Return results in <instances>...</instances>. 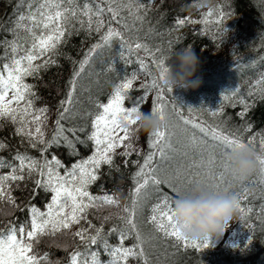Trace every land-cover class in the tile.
<instances>
[{
    "label": "trees",
    "instance_id": "16d2710c",
    "mask_svg": "<svg viewBox=\"0 0 264 264\" xmlns=\"http://www.w3.org/2000/svg\"><path fill=\"white\" fill-rule=\"evenodd\" d=\"M141 2L144 4V9L140 12L144 16L143 21L129 16L127 10L122 11L116 19H112L111 14L105 11L102 16L104 26L99 31L95 30L98 26L97 18L93 16L90 30L88 17L82 13L85 4L95 11L98 7L106 9L107 3H101L100 0H72V3L63 4L64 8L74 9L76 16H69L65 29L67 35L58 46L59 54L53 57L56 63L46 70L42 69L38 77L26 78V83L35 86L34 106L48 109L43 127L44 139L50 140L53 136L56 114L60 111V101L65 99L68 91V81L85 57L89 58V62L78 78L77 102L71 117L62 121L65 128L77 129L75 136L81 141H86L87 135L91 133V122L98 112L96 104L106 103L115 86L131 78L133 73L136 74V79L132 89L126 93L125 107L138 106L141 112H148L153 106L157 90H145L141 86L158 78L159 70L152 65V58L145 54L143 48H135L137 43L147 45L157 59L164 57L167 64L177 49L193 48L201 61L196 73L201 78L200 86L195 89L177 87L168 92L167 87L160 82L161 88L165 90L164 103L167 105L166 116L169 120L167 128L173 132L171 143L175 151L166 149L169 159L164 166L158 155L156 160L163 170L161 178L165 177V173L171 176L180 170L195 181L215 189L218 181L214 177L220 170L219 165L227 162V156L222 155L224 149L214 147L218 142L213 141L210 135L201 133L191 125H184L173 113L179 112L186 119L201 123L206 128H219L226 134L242 137L245 142L253 135L264 133V83H258L264 78V0H214L211 8L197 7L196 0ZM39 3L40 0H0V63L8 62L9 46L13 40H17L22 47L30 44V35L23 28L16 27L17 20L21 15H29L30 10L34 12ZM209 9H213L214 14L208 18L207 23L199 22L203 19V13ZM216 9L222 10L224 16L221 17ZM178 19L197 22L177 27ZM23 23L27 24L28 21ZM125 23L128 24L127 28ZM109 26L119 31L121 36H114L105 43L102 37ZM97 44L100 47L90 51ZM45 58L36 63H41ZM140 58H144L149 64L151 75L140 69ZM16 127L8 119L0 120V141L5 144L0 149V159L5 161V166L0 168V174L3 175L11 171L8 165L18 166L19 162L15 160L17 152L36 159H41L42 155L51 159L55 155L64 167L70 168L72 164L92 155L94 150L91 141H74V152L61 141L59 146L51 145L42 154V146L31 147L27 138L16 133ZM133 127L139 129L132 140L137 151L130 157H124L119 154L124 149H116L113 164L102 165L98 171V179L88 188L93 195L114 194L120 201L118 207L91 209L88 215L93 225H103L105 239L110 247L118 244L119 233L110 230L113 227H123L119 217L125 215L123 208L130 203V191L134 187L132 177L137 171L135 163L126 161L142 163V157L148 151V134L137 125ZM246 127L248 131H245ZM81 128L84 131H79ZM193 134L197 137L195 146L192 144ZM65 135L73 139L71 133L66 132ZM255 148L264 155L260 149L259 136ZM212 156H215L216 163H209ZM186 158L190 159V164L175 166ZM60 172L63 175L64 169L61 168ZM225 177L227 183L221 186L220 191H232L240 198L242 206L251 211L241 212L237 226L230 230L231 240L221 245L218 244L221 238H212L211 246L206 249L177 246L174 238H165L163 233L155 230L147 218L151 205L157 202L156 194L151 187L148 189L150 195L143 209L137 212L136 223L145 237L144 248L149 264H264V182L260 177V165L243 181L237 180L228 170ZM36 179L35 174L29 179L25 173L24 180L8 182L15 206L7 199L0 202V231L10 224L22 225L29 222L30 206L46 211L52 194L37 188ZM161 187L171 194L166 185ZM106 216L111 219L105 221L103 217ZM79 227H87V224L82 221L67 232L42 236L39 243L34 242L33 252L40 256L48 253L49 261L53 264H69L71 253L76 250L82 254L80 264L84 260H88L90 264V253L96 252L102 264H107L111 257L102 243L88 247L79 238L72 236L71 233ZM134 242V238L129 236L125 240V246H132ZM128 264H143V259L130 258Z\"/></svg>",
    "mask_w": 264,
    "mask_h": 264
},
{
    "label": "snow or ice",
    "instance_id": "6c2138e0",
    "mask_svg": "<svg viewBox=\"0 0 264 264\" xmlns=\"http://www.w3.org/2000/svg\"><path fill=\"white\" fill-rule=\"evenodd\" d=\"M101 3H107L108 7L96 8L93 11L88 4H85L83 15L88 17L87 23L91 30L93 24V16L97 18L98 26L96 31L104 26L102 16L105 11L111 14L112 19L120 17L121 12L128 11L129 16H133L135 20L143 21L144 16L140 15L144 4L141 0H100ZM64 3H72V0H40L39 7L29 15L19 16L17 20V28H23L31 37V42L26 47H22L17 40L10 43V58L8 62L0 63V120L8 119L11 123L17 125L16 133L27 138L31 147L36 148L41 145V153H46L51 145L59 146L61 141L72 151H75L74 141L86 143L91 141L94 147L92 155L86 159H82L71 165L70 168L64 167L61 161L53 155L51 159L42 155L41 159L28 156L26 153L17 152L15 160L19 162L18 166L8 165L11 171L7 175L0 174V202L7 199L9 203L15 206V200L11 196L9 181H18L25 179V173L29 179L33 174L37 176L35 184L37 188L50 192L51 200L46 205V211H41L35 206H30V221L22 225L10 224L6 229L0 231V264H53L49 261L48 253L42 256L33 252L34 242L39 243L40 238L45 235L55 236L59 232H67L74 225H80L85 222L87 227H79L72 236L79 238L82 244L88 247L102 243L105 250L109 251L111 259L107 264H128L130 258L137 260L143 259V264H149L144 244L145 237L136 223L137 212L141 211L149 197L148 189L151 187L156 194V203L150 207V215L148 221L154 225L155 230L163 233L165 238L171 237L176 241L177 246L193 249H206L211 246L210 239L202 241L189 240L180 230L179 225L174 219L173 205L178 191L181 188L191 187L195 181L188 177L184 172L177 170L171 176L165 173V177L161 178L163 171L156 160L157 155L160 160L169 159L166 149L175 151L171 143L173 132L167 127L158 129L155 132L148 133L146 142L148 151L140 161H126V163H135L137 171L133 174L134 187L130 191V203L123 208L125 215L119 219L123 227H113L111 232L119 233V241L117 246L110 247L105 239L103 225L96 227L88 219L91 209L99 210L103 206H119V199L113 194L93 195L89 192V186L98 179V171L102 165L111 166L116 155V149L123 148L124 151L119 153L121 156L130 157L137 149L134 147L132 140L134 133L139 129L133 127L137 125L141 109L138 106L125 107L126 93L132 89L136 74L133 73L131 78L125 79L122 83L115 86L114 92L107 99L106 103H97V114L91 122V133L87 135L86 141H81L75 136L76 128H65L62 121L71 117L72 109L77 102L76 92L78 86V78L84 72V66L89 62V58L85 57L80 61L78 70L73 72L72 77L68 81V91L65 99L60 101V111L57 112L55 120L54 134L50 140L44 139L43 127L47 120L48 109L46 107L36 108L34 101L36 99L33 91L34 85L26 83L27 77H38L39 72L46 70L50 65L55 64L53 58L58 55V46L64 42L67 35L66 27L69 16L75 17L76 11L71 8H64ZM122 5L123 7H117ZM31 9V4L29 5ZM221 17L224 13L220 9ZM214 14L213 9L203 13V19L199 22L207 23L208 18ZM25 20L27 24L23 23ZM190 19H178L176 26H183L185 23H196ZM81 23H84L81 21ZM125 28L128 24L125 23ZM226 31V29H225ZM114 36L119 37L121 33L115 28L109 26L106 34L102 37L105 43L109 42ZM100 45H94V51ZM137 50L143 48L145 54L152 58V65L159 70L158 78H154L150 83H145L141 87L145 90L156 89V100L149 111L152 114H159L161 119L166 117V107L164 103V89L161 88L160 82L164 80L167 71V62L164 57L157 59L156 54L152 52L147 45L137 43ZM46 57V58H45ZM45 58L41 63L36 61ZM139 67L148 75H151V68L144 58L139 59ZM258 83H264V78ZM168 92H172L171 88H167ZM143 99V97H141ZM189 111H191L189 109ZM184 125H191L194 129H198L201 133L210 135L213 141L218 142L214 147H222L223 156L245 144L255 147L257 137L259 136V145L261 152H264V133H258L251 136L247 142L244 139L237 138L232 134H226L219 128H206L201 123H195L192 119H186L179 112L173 113ZM215 114V113H214ZM243 115V113H240ZM33 125L35 127H33ZM79 131H84L83 128ZM248 131V128H245ZM71 133L73 139H69L65 133ZM203 144V141H199ZM192 144H197V137L192 135ZM5 144L0 141V149ZM209 163H216L215 156L210 157ZM260 165V177L264 182V155L258 156ZM5 166V161L0 159V168ZM64 169L61 175L60 169ZM220 170L216 173L215 179L217 184L215 190L220 191L221 186L227 183L225 172L228 170L227 162L219 165ZM201 183V182H200ZM162 185H166L169 192L162 190ZM240 211H251L245 209L240 204ZM264 211V208H262ZM105 221L111 219L110 216L103 217ZM95 234H92V233ZM132 236L134 243L132 246H125V240ZM251 239L249 243H251ZM79 250L71 253L69 264H80L81 257ZM90 264H102L96 252H91ZM59 264V262H56ZM83 264H89L88 260H84Z\"/></svg>",
    "mask_w": 264,
    "mask_h": 264
},
{
    "label": "clouds",
    "instance_id": "9594fccd",
    "mask_svg": "<svg viewBox=\"0 0 264 264\" xmlns=\"http://www.w3.org/2000/svg\"><path fill=\"white\" fill-rule=\"evenodd\" d=\"M213 5L214 0H196V6L200 8ZM200 65V58L193 48L177 49L167 64L163 85L171 89L198 88L201 78L196 73ZM168 123L167 116L161 119L159 114L148 111L140 113L137 126L148 134L167 127ZM260 155L254 146L245 144L227 156L228 171L243 181L257 170ZM240 204V198L232 191H217L210 185L197 182L178 191L174 199V219L189 240H219L225 228L238 217Z\"/></svg>",
    "mask_w": 264,
    "mask_h": 264
},
{
    "label": "rangeland",
    "instance_id": "374dc122",
    "mask_svg": "<svg viewBox=\"0 0 264 264\" xmlns=\"http://www.w3.org/2000/svg\"><path fill=\"white\" fill-rule=\"evenodd\" d=\"M167 110L168 109H166V112H167ZM170 118H172V117H170ZM161 162H164V164L162 166H164L166 164V160H163ZM188 164H190V159L186 158V159H183V160L179 161L175 166H187ZM240 214H241V211L239 212L238 217L225 228V231H224L221 239L218 241L219 242L218 244L223 245V243L225 241L231 240L232 232L230 230L237 226Z\"/></svg>",
    "mask_w": 264,
    "mask_h": 264
},
{
    "label": "bare ground",
    "instance_id": "6f19581e",
    "mask_svg": "<svg viewBox=\"0 0 264 264\" xmlns=\"http://www.w3.org/2000/svg\"><path fill=\"white\" fill-rule=\"evenodd\" d=\"M240 222V221H239Z\"/></svg>",
    "mask_w": 264,
    "mask_h": 264
}]
</instances>
